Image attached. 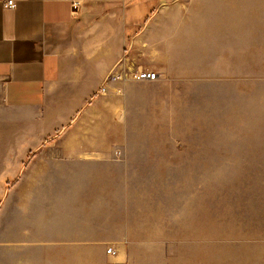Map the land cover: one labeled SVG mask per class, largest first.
I'll return each mask as SVG.
<instances>
[{
	"label": "rangeland",
	"instance_id": "rangeland-1",
	"mask_svg": "<svg viewBox=\"0 0 264 264\" xmlns=\"http://www.w3.org/2000/svg\"><path fill=\"white\" fill-rule=\"evenodd\" d=\"M231 2L167 0L139 32L157 80L117 68L27 172L0 166V264H264V30Z\"/></svg>",
	"mask_w": 264,
	"mask_h": 264
},
{
	"label": "crops",
	"instance_id": "crops-1",
	"mask_svg": "<svg viewBox=\"0 0 264 264\" xmlns=\"http://www.w3.org/2000/svg\"><path fill=\"white\" fill-rule=\"evenodd\" d=\"M7 1L0 0V117L13 129L0 141L12 134L29 150L32 140L81 115L117 68L138 70L139 51L157 25L139 32L167 7V0H12L13 8ZM229 12L231 28L241 19L264 30V0H232ZM157 16L156 24L164 22ZM33 155L2 152L1 171L17 165L24 172Z\"/></svg>",
	"mask_w": 264,
	"mask_h": 264
},
{
	"label": "built area",
	"instance_id": "built-area-1",
	"mask_svg": "<svg viewBox=\"0 0 264 264\" xmlns=\"http://www.w3.org/2000/svg\"><path fill=\"white\" fill-rule=\"evenodd\" d=\"M77 7V4L74 5ZM5 7L7 8H13L15 7V2L14 1H7L5 2ZM78 10L74 12V20H77L78 17ZM128 79V78H133L135 80H142V81H155L159 78V74L154 72V71H139L138 70H130V69H122L120 71H117L113 74V79L114 80H122V79ZM113 250L109 249L108 253L112 254Z\"/></svg>",
	"mask_w": 264,
	"mask_h": 264
}]
</instances>
